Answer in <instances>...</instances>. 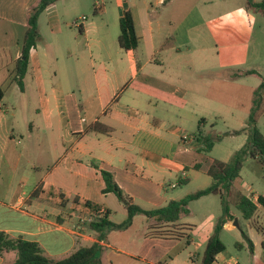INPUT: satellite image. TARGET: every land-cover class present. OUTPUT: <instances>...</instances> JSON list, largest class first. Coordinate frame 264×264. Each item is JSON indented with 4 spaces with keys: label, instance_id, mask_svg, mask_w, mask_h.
<instances>
[{
    "label": "crops",
    "instance_id": "0c3cea01",
    "mask_svg": "<svg viewBox=\"0 0 264 264\" xmlns=\"http://www.w3.org/2000/svg\"><path fill=\"white\" fill-rule=\"evenodd\" d=\"M38 1L0 0V86L4 92L0 101V230L11 238L36 241L43 254L53 260L65 258L78 248L96 242L100 247L96 264H176L178 254L171 257L172 246L168 244L186 237L167 238L159 235V231L172 230L178 225L188 234L186 244L189 245L191 227L179 221L190 211L181 214L175 223L146 215L137 219L140 215L136 214L130 224L132 227L137 222L133 234L129 235L126 229L112 230L101 240L88 226L78 234L73 233L71 227L77 223L79 215L97 207H104L107 219L115 223L126 218L124 203L114 193L102 191L105 187L102 170L112 173L123 195L145 210L165 206L170 200L186 195L168 194L165 190L198 179L203 181V186L196 190L210 185L212 180L207 168L214 159L199 157V143L193 139L185 148L180 140V129L168 123V119H182L184 106L178 100L185 103L183 96L187 88L173 84L174 79L167 80L145 71L152 66L154 69L149 70L162 74L165 67L153 54L160 47L155 42V30L151 22L147 31L141 30L134 9L119 4L118 21L124 8H129L140 38L137 49H123L130 63L128 71L121 67L110 69L109 62L95 59L91 46L86 45L88 54H83L80 43L87 36L89 26L81 23L82 31L78 30V35L73 33V45L68 48L51 50L46 46L39 51L37 43L31 48L21 90L13 80L14 69L21 53L27 16ZM58 1L44 11H50ZM158 2L164 4L165 0ZM181 25L186 32L193 28L190 13L184 16ZM52 34L57 38L61 30L52 29ZM142 41L146 46L144 50L140 49ZM229 47L234 50L243 44ZM139 49L141 59L137 54ZM241 74L246 71L228 77L221 74L220 79H236ZM255 74L258 73L255 71ZM17 112L25 114L26 122L29 119L23 130L17 128ZM27 113H30L29 118ZM96 122L107 131L89 128ZM245 125L246 121L242 128ZM36 130L42 131V137L51 132L52 140L44 136L43 141H31ZM166 134L178 136L181 144L170 141ZM261 168L260 176L264 178V168ZM203 174L208 176L207 181ZM238 185L245 187L241 176L233 188L239 190ZM35 190L37 193L33 195ZM258 195L255 194V198ZM248 224L259 234L257 242L246 235L253 245V256L257 245L264 251L261 244L264 235L249 221ZM223 227L234 228L229 222ZM9 252L0 256V264ZM222 252L215 256L212 264H238L220 258ZM15 257L14 253L13 260Z\"/></svg>",
    "mask_w": 264,
    "mask_h": 264
},
{
    "label": "rangeland",
    "instance_id": "374dc122",
    "mask_svg": "<svg viewBox=\"0 0 264 264\" xmlns=\"http://www.w3.org/2000/svg\"><path fill=\"white\" fill-rule=\"evenodd\" d=\"M119 4L134 9L141 30L149 29L148 22H151L155 30V42L160 47L153 54L165 67L161 70L162 74L158 70H149L154 69L152 66L146 67L145 71L167 80L174 79L173 84L187 88V93L183 96L185 103L178 100L179 104L184 106L182 119H168V123L172 122L170 126L179 128L181 134L192 135L197 130L198 120L203 118L205 122L202 129L206 133L216 134L241 129L252 107L254 87L264 77V14L247 10L246 0H165L164 4L158 0H59L50 11H43L39 16V51L46 46L53 50L73 45L71 37L74 32L76 35L79 33V27L74 22L85 16V20L80 21L89 26L87 36L80 43L83 54H88L86 45L91 46L95 59L109 62L110 69L118 70L121 67L128 71L130 63L117 42ZM9 5L8 3L7 8ZM189 13L192 15L193 28L186 32L181 28V24L184 16ZM52 29L61 30V34L55 38ZM235 43H242L243 47H236L234 50L229 47ZM140 47L142 50L146 48L144 41ZM140 49L137 54L141 59ZM54 54L57 55L56 52ZM250 70L258 74H241L236 79L226 81L220 79L223 76L221 74L228 77ZM75 96H79L77 91ZM17 114V128L23 130L29 119L26 122L24 113ZM26 115L27 118L30 117V113ZM256 125L264 133V110L257 116ZM44 136L52 140L51 132ZM44 136L42 137L41 130H36L30 139L43 141ZM166 136L175 144L180 143L178 136ZM245 140L244 133L225 135L215 142L208 153L201 151L199 157L229 161ZM261 169L255 160L247 158L240 171L243 182L254 195H264ZM203 177L207 181L208 176L203 174ZM199 186H203L201 179L165 190L164 193L185 195ZM237 187L247 194L246 187ZM188 207L190 212L183 215L179 222L190 225L192 242L187 245L185 238L172 240L168 247L172 246L171 257L178 254L176 264H201L206 244L221 214L219 197L209 195L202 200L189 202ZM231 211L235 217L228 222L233 225L232 222L236 218L238 227L233 225V229H220L219 238L225 245L220 258L238 264H264L262 247L257 245L252 256L247 241L242 236L244 233L257 242L259 234L240 216L234 206H231ZM138 215L140 218L137 219L144 216L142 213ZM251 222L264 230L262 207L255 212ZM136 229L137 222L132 227H127L126 232L129 231L128 234L131 235ZM181 231L183 229L180 226L173 227L174 234L178 235ZM239 243L242 246H239ZM14 253L12 251L6 254L3 264L12 262Z\"/></svg>",
    "mask_w": 264,
    "mask_h": 264
},
{
    "label": "trees",
    "instance_id": "16d2710c",
    "mask_svg": "<svg viewBox=\"0 0 264 264\" xmlns=\"http://www.w3.org/2000/svg\"><path fill=\"white\" fill-rule=\"evenodd\" d=\"M56 1L58 0H39L27 16V28L23 36L21 53L16 61L13 76V80L21 90L23 89V77L29 63V52L31 48L35 47L39 36V15ZM246 7L264 13V0H246ZM118 24V45L125 51L137 49L140 38L136 33L133 14L129 8H124L119 17ZM79 31H82V28L79 27ZM249 73H255V71H246V74ZM3 94V89L0 86V101L3 98ZM263 110L264 78L254 91L253 105L246 119L245 127L232 132V134H246V140L243 145L234 152L229 161L224 162L214 159L209 163L207 174L212 180L209 186L188 193L178 200H170L165 206L152 210L142 209L123 195L121 188L114 181L112 173L102 170L101 175L105 182V187L102 191L114 193L118 200L124 203L127 216L120 223L110 221L107 217L96 218L87 224L88 229L95 232L96 238L101 240L109 230H124L129 227L133 216L139 213L150 218L154 217L162 222L175 223L180 219L181 214L188 213L187 205L189 202L205 195L216 194L220 198L221 214L217 220L214 232L206 244L201 264H212L215 256L225 250V245L219 238V232L226 222L233 220L235 217L231 211V206H234L242 218L249 221L254 228L264 235V230L258 224L256 225L251 222V218L258 208L262 207L264 209V195H258L256 201H253L240 190L233 188L234 182L239 178L240 171L247 158L255 159L264 168V133L256 125L257 116ZM203 121V118L199 119L197 130L192 133V139L199 143L198 151L209 152L214 143L221 140L229 132L216 134L205 133L200 126ZM89 128L101 132L107 131L106 127L98 122L92 124ZM36 193L37 190H35L33 195ZM170 231L172 232L170 233ZM159 232V235L167 238L186 237V242H189L188 234L184 231H181L178 235L174 234L173 229ZM242 236L246 239L249 250L252 251L253 245L251 241L244 233H242ZM261 244L264 248V238ZM238 245L241 246V243ZM9 251H14L16 257L8 264H96L99 262L100 247L98 243L94 242L89 246L78 248L65 258L53 260L43 254V250L36 241L27 240L22 237L11 238L4 231L0 230V256L4 252Z\"/></svg>",
    "mask_w": 264,
    "mask_h": 264
},
{
    "label": "built area",
    "instance_id": "2783aa9c",
    "mask_svg": "<svg viewBox=\"0 0 264 264\" xmlns=\"http://www.w3.org/2000/svg\"><path fill=\"white\" fill-rule=\"evenodd\" d=\"M85 16H82L79 21H75L74 24L76 26H80L81 23L80 21L85 20ZM193 136L191 134H181L180 140L181 142L184 144L185 148L187 146V144L192 140ZM246 190H247V197L250 198L251 200L255 201V195L252 193L251 189L249 188V186L247 187V185H245ZM107 213H106V209L104 207H97L93 210H91L90 212H88L87 214H83V215H79L77 217V223H75L72 227H71V231L73 233L78 234L79 232L83 231L85 229V227L87 226V224H89L90 222L94 221L96 218H103L106 217Z\"/></svg>",
    "mask_w": 264,
    "mask_h": 264
},
{
    "label": "water",
    "instance_id": "95a60500",
    "mask_svg": "<svg viewBox=\"0 0 264 264\" xmlns=\"http://www.w3.org/2000/svg\"><path fill=\"white\" fill-rule=\"evenodd\" d=\"M232 224H233L235 227H238V221H237L236 218L234 219V221L232 222Z\"/></svg>",
    "mask_w": 264,
    "mask_h": 264
},
{
    "label": "bare ground",
    "instance_id": "6f19581e",
    "mask_svg": "<svg viewBox=\"0 0 264 264\" xmlns=\"http://www.w3.org/2000/svg\"><path fill=\"white\" fill-rule=\"evenodd\" d=\"M256 201V200H255Z\"/></svg>",
    "mask_w": 264,
    "mask_h": 264
}]
</instances>
